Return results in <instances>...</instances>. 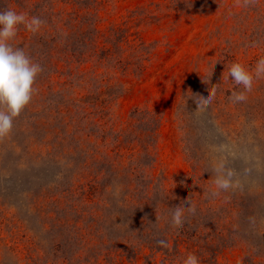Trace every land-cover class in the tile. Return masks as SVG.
<instances>
[{
  "label": "rangeland",
  "instance_id": "rangeland-1",
  "mask_svg": "<svg viewBox=\"0 0 264 264\" xmlns=\"http://www.w3.org/2000/svg\"><path fill=\"white\" fill-rule=\"evenodd\" d=\"M7 9L44 21L11 41L43 70L0 139V264H264V79L233 103L227 72L264 57V0ZM224 145L240 187L213 196Z\"/></svg>",
  "mask_w": 264,
  "mask_h": 264
},
{
  "label": "clouds",
  "instance_id": "clouds-1",
  "mask_svg": "<svg viewBox=\"0 0 264 264\" xmlns=\"http://www.w3.org/2000/svg\"><path fill=\"white\" fill-rule=\"evenodd\" d=\"M43 24L44 21L37 16L28 17L12 9L0 11V139L10 136L14 120L32 101L37 91L36 78L43 70L23 48L14 47L11 41L17 37L20 26L35 34L41 30ZM227 72L228 78L239 88L231 93V101L245 102L248 93L253 91L254 83L264 79V57L258 59L251 70L240 62H233L227 67ZM217 92L218 88L215 85L206 93L201 92L202 95L194 96L205 105L215 99ZM221 151L223 155L213 165L215 173L214 190L211 193L213 196L240 187L237 171L228 163L229 157H234L235 153L228 145L222 146ZM186 204L190 205L187 206L190 212L193 214L196 212L191 200H180L171 208L173 219L184 222ZM156 238L167 240L168 236L166 233L158 232ZM161 264L164 262L161 261ZM183 264H201V259L195 253H189L183 259Z\"/></svg>",
  "mask_w": 264,
  "mask_h": 264
}]
</instances>
